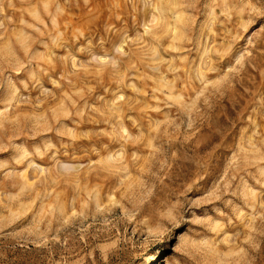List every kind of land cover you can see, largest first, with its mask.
I'll use <instances>...</instances> for the list:
<instances>
[{
	"label": "rangeland",
	"instance_id": "obj_1",
	"mask_svg": "<svg viewBox=\"0 0 264 264\" xmlns=\"http://www.w3.org/2000/svg\"><path fill=\"white\" fill-rule=\"evenodd\" d=\"M0 264H264V0H0Z\"/></svg>",
	"mask_w": 264,
	"mask_h": 264
}]
</instances>
